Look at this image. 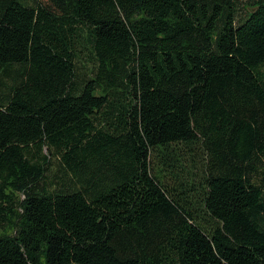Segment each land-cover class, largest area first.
<instances>
[{"label": "trees", "instance_id": "16d2710c", "mask_svg": "<svg viewBox=\"0 0 264 264\" xmlns=\"http://www.w3.org/2000/svg\"><path fill=\"white\" fill-rule=\"evenodd\" d=\"M0 264H264V0H0Z\"/></svg>", "mask_w": 264, "mask_h": 264}, {"label": "rangeland", "instance_id": "374dc122", "mask_svg": "<svg viewBox=\"0 0 264 264\" xmlns=\"http://www.w3.org/2000/svg\"><path fill=\"white\" fill-rule=\"evenodd\" d=\"M42 1V0H41Z\"/></svg>", "mask_w": 264, "mask_h": 264}]
</instances>
